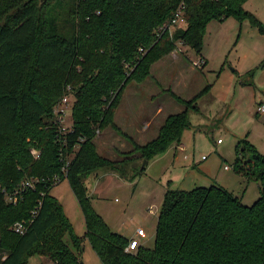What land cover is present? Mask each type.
I'll list each match as a JSON object with an SVG mask.
<instances>
[{"label": "trees", "instance_id": "trees-1", "mask_svg": "<svg viewBox=\"0 0 264 264\" xmlns=\"http://www.w3.org/2000/svg\"><path fill=\"white\" fill-rule=\"evenodd\" d=\"M246 1L0 0V264H29L34 256L79 264L85 241L101 264H264V156L246 138L235 147L233 170L258 184V200L247 207L219 185L168 188L152 249L126 252L129 239L109 228L84 186L90 174L131 159L145 162L136 174L143 175L152 158L180 143L211 86L190 100L171 93L183 111L169 115L151 141L132 142L124 163L101 156L94 139L106 128L118 132L114 115L127 86L144 82L178 44L200 54L211 22L249 21L264 36ZM181 5L183 26L157 36ZM65 96L74 99L67 134L54 113ZM31 178L40 181L24 186ZM63 180L83 215L82 237L50 194ZM17 222H29L22 235L11 230Z\"/></svg>", "mask_w": 264, "mask_h": 264}, {"label": "rangeland", "instance_id": "rangeland-1", "mask_svg": "<svg viewBox=\"0 0 264 264\" xmlns=\"http://www.w3.org/2000/svg\"><path fill=\"white\" fill-rule=\"evenodd\" d=\"M243 8L264 26V0H248ZM175 51L177 67L169 65L164 70V63L153 71V78L157 76L155 79L159 80L156 82H161V85H157L152 77H148L143 84L131 83L121 95L115 115L120 112V119L125 121L131 104L129 100H124L128 94L142 95V101L138 103L141 110H147L149 114L152 99L148 95L151 92L156 95L154 104L166 98L175 100L164 89L173 87L170 85L174 73L179 78L186 72L189 86L181 90L175 88L178 93L174 94L176 97L190 100L205 87L211 88L198 101L199 113L189 114L192 129L183 131L181 147L171 143L165 152L150 160L145 175H136L143 162L131 159L125 161L127 166L119 165L113 171L98 170L84 181L91 206L109 228L127 239L137 229H142L146 238H138V241L149 249L154 247L157 217L168 188L191 191L219 184L247 207L252 206L260 196L258 184L246 181L233 169L235 147L240 140L246 138L264 156V114L256 113L258 101L264 99V36L249 21L239 23L229 18L223 22H211L207 26L200 54L179 44ZM200 61L206 64L201 67ZM165 84L169 86L165 87ZM69 99L70 103L73 102L71 96ZM173 102L183 110L182 104L176 100ZM69 105L61 104L62 110H68L66 116L62 117L64 129H70L72 125ZM154 121L158 122L156 119ZM109 134L121 136L111 132L110 128L99 132L96 135L99 137L94 140L97 152L106 159L124 163L131 149H122L113 141H106ZM218 140H221V144L217 143ZM39 153L36 152L35 158ZM193 164L195 166L191 167ZM224 166L229 167L230 171H224ZM39 181L38 178H31L23 183ZM50 194L62 205L74 233L82 237L86 231L83 215L67 180L53 187ZM65 241L68 243V237ZM81 262L101 264L87 241L83 243ZM29 264L51 263L34 256L29 259Z\"/></svg>", "mask_w": 264, "mask_h": 264}, {"label": "crops", "instance_id": "crops-1", "mask_svg": "<svg viewBox=\"0 0 264 264\" xmlns=\"http://www.w3.org/2000/svg\"><path fill=\"white\" fill-rule=\"evenodd\" d=\"M177 61H178V59L176 56V51L175 52L173 51L170 55L166 56L161 61L157 62L156 64H154L151 67L149 77L153 78V71L154 70L157 71L158 67H160L161 65L163 66L164 63H165V65L163 66L164 70H166V68L169 65H171L172 67L174 65H176V67H177L178 66L176 64ZM200 63H201V67H203L206 64L203 61H200ZM185 74H186V72L182 73L181 77L177 78V76L174 73L172 75V78H171L172 83L170 85L173 87H170L169 90L164 89V91L168 92L169 94H171V93L178 94L175 91V88L181 90V89L188 87L189 84L186 81ZM158 75H160V74L158 73ZM155 78H153L154 82L159 80V79H155ZM143 83H141V84H143ZM156 83H157V85H159V84L161 85V82L160 83L156 82ZM167 86H169V84L168 85L165 84V87H167ZM162 87H163V84H162ZM126 90H127V88H126ZM124 93H125V91H124ZM155 96L156 95H154V93H152V92L150 93V95H148V98L152 99V101L150 103V104H152V106H151L152 110L150 111V114H149V112L147 110L142 111L141 105L138 103L139 101H142V97H143L142 95L128 94V96H126L124 98V100H129L131 103L130 109L126 112V115H125L127 117H126L125 121L123 122L120 119L121 116H119L120 112H118V114H116L114 116V123H115L116 127L118 128V132H115L111 129V132L121 134V136L109 134V136L106 137V141H108V140L113 141V143L115 145H118L119 148H122V149H125V148L132 149V142L139 145V146H142L157 136L158 130L162 126V123L164 122V120L169 115L178 114V113L183 111V110L179 109V106H176L174 104L173 101H175V100L172 101V100L167 99V98L161 100L160 102H157L156 104H154L153 102H155V101H153V98ZM160 99H161V97H160ZM262 100H264V99L259 100L258 103ZM137 105H139L140 107ZM196 114H198V113H196ZM155 119L158 120L157 123H155V121H154ZM191 129H192V126L189 130H191ZM98 137L99 136H97L96 138H98ZM218 141H220V143H218ZM218 141H217V143L221 144V140H218ZM176 146L180 148L181 142L176 144ZM194 166L195 165L193 164L191 167H194ZM223 169H224V171H227V172L230 171L229 167H227V166H224ZM143 175H145V172ZM217 185H219V184H217ZM219 186H221V185H219ZM221 187L225 188L224 186H221ZM120 235H122V234H120ZM122 236L125 237L124 235H122ZM136 238H137V236H136V232H135L134 235L130 239H136ZM144 238H146V236L142 237L140 239L143 240ZM141 245L142 244L139 242V246H141ZM5 256H6L5 253H0V260H3Z\"/></svg>", "mask_w": 264, "mask_h": 264}, {"label": "built area", "instance_id": "built-area-1", "mask_svg": "<svg viewBox=\"0 0 264 264\" xmlns=\"http://www.w3.org/2000/svg\"><path fill=\"white\" fill-rule=\"evenodd\" d=\"M182 5L177 9V11L175 12L173 18L168 21L167 23H165L162 27H160L159 29V33L157 36H160L161 34H163L165 31H171L173 30L174 28H179V27H182L183 24H184V19H183V9H182ZM141 53H143L142 50H140ZM72 97V96H71ZM73 98V97H72ZM74 101V99H73ZM70 103V99H69V96H65L61 102L59 103V105L54 109V113H55V116H56V123L61 127V132L63 134H67L71 131V127L70 129H64V127H62L63 123H64V119H62L63 116H66L68 110H62L61 109V104H63V106H68ZM72 104L73 102L70 103V107H69V112H71V109H72ZM256 113L257 114H264V100L263 101H260L257 105H256ZM72 124V123H71ZM218 143H220V141H218ZM39 156V154H37V157ZM204 159V157H203ZM68 163L65 164V167L62 169V172L64 174V176L66 177V167H67ZM24 186H27V187H33V184L31 183H26L24 184ZM6 200L8 202H12V203H15L16 202V198H13L11 196H6ZM29 225V222L26 223V222H17L15 223L11 230L13 233L15 234H18V235H22L25 233V231L27 230V226ZM136 236L137 238L136 239H130L129 242H128V245L127 247L125 248V251L126 252H134L138 247H139V241H138V238H142V237H145L146 234L145 232L142 230V229H137V232H136Z\"/></svg>", "mask_w": 264, "mask_h": 264}, {"label": "water", "instance_id": "water-1", "mask_svg": "<svg viewBox=\"0 0 264 264\" xmlns=\"http://www.w3.org/2000/svg\"><path fill=\"white\" fill-rule=\"evenodd\" d=\"M145 165V162L143 163V166ZM79 264H83L82 262H80Z\"/></svg>", "mask_w": 264, "mask_h": 264}]
</instances>
